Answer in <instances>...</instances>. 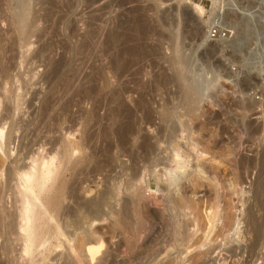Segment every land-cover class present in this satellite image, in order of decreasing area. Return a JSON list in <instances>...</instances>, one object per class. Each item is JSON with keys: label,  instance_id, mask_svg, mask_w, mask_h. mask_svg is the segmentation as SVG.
<instances>
[{"label": "rangeland", "instance_id": "374dc122", "mask_svg": "<svg viewBox=\"0 0 264 264\" xmlns=\"http://www.w3.org/2000/svg\"><path fill=\"white\" fill-rule=\"evenodd\" d=\"M30 1L37 19L23 44L2 21L17 1L0 0V66L9 69L0 71V114H10L1 212L15 210L13 160L55 156L70 226L82 212L106 218L72 241H104L87 264H264L261 0H192L206 7L200 19L177 0ZM232 1L254 8L253 18L229 14L233 31L202 42L212 13ZM5 235L2 264L71 259L65 236L28 259Z\"/></svg>", "mask_w": 264, "mask_h": 264}, {"label": "bare ground", "instance_id": "6f19581e", "mask_svg": "<svg viewBox=\"0 0 264 264\" xmlns=\"http://www.w3.org/2000/svg\"><path fill=\"white\" fill-rule=\"evenodd\" d=\"M17 1V9L14 11H10L7 9L8 14L5 13L6 15L4 16V19L2 21L5 23L6 21V27L7 29L12 30H20L22 37L19 38L20 40L22 39L23 44H29V39L31 37V30L32 25L37 19V16L33 15L31 12V1L30 0H16ZM88 1V0H87ZM95 1V0H94ZM179 1L182 5V9L187 12V8H191L193 13L197 14L199 19L202 17V15L206 11V7L198 2L192 1V0H177ZM10 0H3V3L5 5H8ZM91 2V1H90ZM93 2V0H92ZM97 2V1H95ZM94 2V4H95ZM178 2V3H179ZM231 2V1H230ZM89 3V2H88ZM232 3H234L232 1ZM260 3V2H259ZM90 4V3H89ZM227 4V3H226ZM235 4V3H234ZM233 5V4H232ZM230 5L229 3L227 5H223L222 8L217 9V12H215L216 16L221 18V29L222 31H228L231 32L234 29V27H231L230 23L227 21L229 14L232 13H237L240 15V17L245 18L242 19L246 22V18H250L251 13L256 11L254 8H251L250 10L246 11H240L238 5H236V8ZM89 6V5H88ZM181 6V5H180ZM239 9H238V7ZM261 8L264 7V0H261L260 6ZM258 7V8H259ZM257 8V9H258ZM260 9V8H259ZM182 10V11H183ZM263 10V9H262ZM6 11V12H7ZM264 12V11H263ZM262 12V14H263ZM3 13V12H2ZM254 14V13H253ZM1 15V13H0ZM214 15V16H215ZM249 15V16H248ZM261 15V14H260ZM3 17V16H0ZM253 18V17H252ZM5 20V21H4ZM250 20V19H249ZM200 21V20H199ZM241 21V20H240ZM210 22L209 20L207 24V29L205 25V29L201 32L204 31V35L202 39L203 41L208 40L209 38V31H210ZM76 23V22H75ZM200 23V22H199ZM202 23V22H201ZM200 23V24H201ZM244 23V22H243ZM251 23V21H250ZM73 24V23H72ZM1 25V24H0ZM4 25V24H3ZM137 25V24H136ZM138 26V25H137ZM244 26V25H241ZM247 26V25H245ZM74 27V26H73ZM141 27V26H140ZM230 27V29L228 28ZM240 27V24H239ZM238 27V28H239ZM245 27H242L240 30H242ZM71 29V28H70ZM248 29V28H247ZM72 30V29H71ZM207 30H208V35H207ZM1 31V29H0ZM8 31V30H7ZM13 31V30H12ZM4 32V31H3ZM245 32V31H244ZM247 32V31H246ZM245 32V33H246ZM16 33V32H15ZM19 35V36H20ZM244 35V34H243ZM241 36V35H240ZM19 40V41H20ZM212 41V40H209ZM0 46L1 45V39H0ZM3 48V47H2ZM0 49V59L2 58V52L3 49ZM133 48V47H132ZM136 49V48H135ZM135 49H132L130 51H134ZM132 54V53H131ZM119 56V55H118ZM183 58V57H182ZM184 59V58H183ZM2 60V59H1ZM119 60V58H118ZM117 60V61H118ZM186 59H184L185 61ZM188 60V59H187ZM192 61V60H190ZM127 62V61H126ZM178 62V61H177ZM187 63V61H185ZM179 63V62H178ZM184 63V62H182ZM185 64V63H184ZM3 65V64H1ZM122 65V63H121ZM124 65V64H123ZM127 65V64H125ZM124 65V66H125ZM186 65V64H185ZM4 66V65H3ZM8 69V67H7ZM7 69L4 67L0 66V71L5 74L7 72ZM121 69V67H120ZM125 69V68H124ZM9 70V69H8ZM9 72V71H8ZM7 72V73H8ZM53 72V71H51ZM123 72V71H122ZM181 74V73H180ZM179 74V76H180ZM262 75V79L264 80V74ZM7 76V74H6ZM179 78V77H178ZM183 78V76H180V80ZM7 79V78H6ZM184 79V78H183ZM193 79V78H192ZM191 79V80H192ZM186 81V80H185ZM188 85V84H187ZM190 85V84H189ZM1 86V84H0ZM194 87V85H192ZM7 87V86H6ZM192 87V90H194ZM188 88V87H187ZM186 88V89H187ZM190 88V86H189ZM196 89V88H195ZM11 91V90H10ZM194 92V91H193ZM195 97V96H194ZM2 98V97H1ZM10 99V98H9ZM17 100V99H16ZM192 100V99H191ZM14 101V100H13ZM21 101V100H20ZM0 103H3L0 101ZM191 103V102H190ZM45 104V103H44ZM5 113L0 114V153L2 152V155H5L6 157H9L10 155V150L7 149L6 145V140H7V133L5 131V120L8 118V107L6 106L4 108ZM2 112V111H1ZM11 112V111H10ZM46 112V111H45ZM11 125V124H10ZM174 129V128H173ZM175 130V129H174ZM11 132V131H10ZM169 134V133H168ZM172 134V133H171ZM10 137V135H9ZM10 139V138H9ZM12 143V142H11ZM3 144H5L3 147ZM12 148V147H11ZM28 153V152H27ZM35 154V153H34ZM57 154V153H56ZM48 155V154H47ZM59 155V154H58ZM36 156V154H35ZM35 156H30L29 160L26 163L25 160L23 163H19L21 156L16 157L12 163L14 165L8 170V178L12 182L14 181L15 183V205L14 209L15 210H9L11 212H6L0 210V238L2 236H11L14 238L13 240H16L17 242L19 241L20 244V250L21 253L20 255H28L30 258L33 253L36 254V251L41 247H45L46 245L49 244L52 239H57V237L62 238V236H65L66 241L69 240V249L71 252V259L69 262H66L68 264H78V261L81 264H87L90 261L93 262L95 259H98L99 257L103 256V249L104 247V241L102 240L101 237H95V235L91 238L88 233V238L84 244H79V246L72 244V241H74L76 238H79V234L81 236H84L83 233L85 231H92L91 228L95 225H102L104 224V221L106 218L101 214V212L98 213H93L91 216L85 215L83 212L79 213L80 215L77 216L74 222V226L71 225V221L68 222V207L64 205V201L62 200V195H63V185L60 184V182H57L60 180L58 177V173L56 172V168L54 166V158L55 156H50L49 159L47 158L46 160L41 161L39 158H36ZM38 156V155H37ZM27 157V156H25ZM246 157V156H245ZM62 158V157H61ZM67 158V156H66ZM63 161V160H62ZM61 162V161H60ZM249 162V161H248ZM199 163V162H198ZM57 167V166H56ZM60 167V166H59ZM250 167V166H249ZM1 169V168H0ZM1 174V173H0ZM63 174V173H62ZM218 174V173H217ZM226 174V173H225ZM230 175V174H229ZM232 175V174H231ZM227 176V175H226ZM236 176V175H235ZM241 176V174H240ZM63 177V176H60ZM7 178V180H8ZM239 178V177H238ZM63 179V178H62ZM215 179V178H214ZM222 179V178H221ZM237 179V178H236ZM216 180V179H215ZM232 180V179H231ZM200 181V180H199ZM202 183V182H201ZM212 183V182H211ZM192 184V182H191ZM198 185V184H197ZM211 185V184H209ZM13 186V185H12ZM13 186V187H14ZM14 189V188H12ZM195 191V190H194ZM232 192V191H231ZM1 195V194H0ZM180 195V194H179ZM218 195V194H217ZM231 195V194H230ZM183 196V195H182ZM181 196V197H182ZM195 196V195H194ZM227 196V195H226ZM199 197V196H198ZM107 198V197H106ZM178 198V197H177ZM216 199V197H214ZM218 198V197H217ZM184 199V198H183ZM194 199V198H193ZM2 200V199H1ZM12 200V199H11ZM148 200V199H147ZM165 200V198H164ZM217 200V199H216ZM13 201V200H12ZM150 201V200H149ZM102 202V201H101ZM196 202V201H195ZM103 203V202H102ZM105 203V202H104ZM200 203V202H199ZM14 204V203H13ZM100 204V203H99ZM188 204V203H187ZM100 206V205H99ZM98 206V207H99ZM208 206V205H207ZM97 207V206H96ZM184 207V206H183ZM201 207V206H200ZM111 208V207H110ZM109 208V209H110ZM70 209V208H69ZM96 209V208H95ZM193 209V208H192ZM89 210V209H88ZM99 210V209H98ZM101 210V209H100ZM99 210V211H100ZM199 210V209H198ZM84 211V210H83ZM113 211V210H112ZM111 211V212H112ZM79 212V211H78ZM89 212V211H88ZM97 212V211H95ZM105 212V211H104ZM110 212V211H109ZM118 212V211H117ZM90 213V212H89ZM100 213V214H99ZM114 213V212H113ZM116 213V212H115ZM114 213V214H115ZM163 213V212H162ZM110 214V213H109ZM90 215V214H89ZM111 215V214H110ZM176 215V214H175ZM181 215V214H180ZM88 216V217H87ZM116 216V217H115ZM113 221L114 226H121L124 228L127 224V221L123 215L120 213H116ZM110 222V221H109ZM145 223V222H144ZM65 227V230H64ZM70 229H69V228ZM120 227V228H121ZM72 228V230H71ZM111 228V227H110ZM122 228V229H123ZM85 229V230H83ZM117 229V228H116ZM131 229V228H130ZM78 230H80L78 232ZM84 231V232H81ZM119 230V229H118ZM116 231V230H115ZM169 231V230H168ZM125 232V231H124ZM127 232V231H126ZM179 232V231H178ZM86 234V232H85ZM93 235V234H92ZM183 235V234H181ZM10 237V238H11ZM193 238V237H192ZM199 239V238H198ZM9 240V238H8ZM58 240V239H57ZM55 240L54 242L57 243L58 241ZM62 240V239H61ZM60 240V243H61ZM81 240V239H80ZM178 240V239H177ZM183 240V239H182ZM63 241V240H62ZM79 241V240H78ZM83 241V239H82ZM85 241V240H84ZM195 241V240H194ZM6 243V242H5ZM59 243V242H58ZM57 243V245H58ZM68 243V241H67ZM81 243V242H80ZM6 245V244H5ZM5 245H2L4 247ZM15 245V244H14ZM52 245V243H51ZM54 245V243H53ZM6 247V246H5ZM16 247V246H15ZM52 247V246H51ZM50 247V248H51ZM169 247V246H168ZM179 247V246H178ZM48 248V246H47ZM46 248V249H47ZM54 248V247H53ZM199 248V247H198ZM7 250V249H6ZM42 250V249H41ZM49 251V249H47ZM51 250V249H50ZM107 250V249H106ZM9 251V250H8ZM40 251V250H39ZM37 251V252H39ZM44 251L45 248H44ZM187 251V250H186ZM185 251V252H186ZM197 251V250H196ZM212 251V250H211ZM184 252V253H185ZM44 253V252H43ZM191 253V252H190ZM47 254V253H46ZM45 255V257H47ZM196 254V253H195ZM179 255V254H178ZM202 255V254H201ZM27 257L29 259L28 256ZM36 256V255H35ZM18 257V256H17ZM34 257V256H32ZM43 257V256H42ZM44 257V258H45ZM105 257V256H104ZM21 258V257H20ZM26 258V259H27ZM164 258V257H163ZM193 258V257H192ZM46 259V258H45ZM167 259V258H166ZM32 260V259H31ZM35 260V259H34ZM106 260V259H105ZM144 260V259H143ZM9 261V260H8ZM23 261V259H22ZM36 261V260H35ZM31 262V261H30ZM38 262V261H36ZM35 262V264H36ZM15 263V262H14ZM79 263V264H80ZM150 263V262H149ZM2 264V262L0 263ZM29 264V262H28ZM34 264V263H31ZM148 264V263H147Z\"/></svg>", "mask_w": 264, "mask_h": 264}, {"label": "built area", "instance_id": "2783aa9c", "mask_svg": "<svg viewBox=\"0 0 264 264\" xmlns=\"http://www.w3.org/2000/svg\"><path fill=\"white\" fill-rule=\"evenodd\" d=\"M264 8V7H263ZM258 11V10H257ZM256 11H254L253 13H255ZM264 13V12H263ZM216 13H212L211 17H210V31H209V38L210 40H215L221 33L225 34V32L228 31H222L221 29V18L215 15ZM215 15V16H214ZM249 16V15H248ZM252 16H250V18H252Z\"/></svg>", "mask_w": 264, "mask_h": 264}, {"label": "water", "instance_id": "95a60500", "mask_svg": "<svg viewBox=\"0 0 264 264\" xmlns=\"http://www.w3.org/2000/svg\"><path fill=\"white\" fill-rule=\"evenodd\" d=\"M172 8L175 9V8H176V5H175V6H172ZM187 10H188L189 12H191V8L188 7Z\"/></svg>", "mask_w": 264, "mask_h": 264}]
</instances>
